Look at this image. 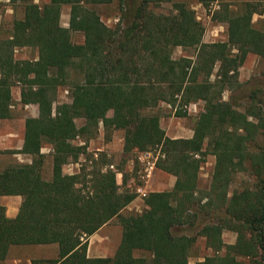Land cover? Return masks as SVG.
<instances>
[{
  "label": "trees",
  "instance_id": "trees-1",
  "mask_svg": "<svg viewBox=\"0 0 264 264\" xmlns=\"http://www.w3.org/2000/svg\"><path fill=\"white\" fill-rule=\"evenodd\" d=\"M7 1L22 6V17L0 35V120L11 118L16 85L19 103L35 105L37 113L24 120L21 148L2 152L30 155L31 162L0 171V196L22 199L12 219L0 207V261L10 246L55 244L56 258L31 264H187L195 237L173 232L196 224L195 235L212 255L194 264H264V84L240 101L222 100L224 91L238 88L247 53L264 61V17L260 29L251 23L264 0L243 2L235 12L218 4L210 19L225 25L226 38L211 43L201 41L200 23L181 2L139 0L129 11L125 0ZM112 2L120 14L107 27L93 7ZM214 2L197 0L202 8ZM161 4H170L168 14L155 12ZM63 5L67 27L59 24ZM71 32L82 35L81 44L71 42ZM174 47L194 48L193 59L173 58ZM19 48L34 50L35 58L16 59ZM71 72L79 80L69 79ZM63 86L69 102L53 105ZM197 101L203 105L190 138H168L150 112L165 104L184 117V107ZM75 119L82 120L79 127ZM99 126L123 132V153L159 149L154 168L175 178L172 188L147 193L139 213L120 216L135 194L116 184V171L100 153L86 152ZM76 138L83 144H72ZM44 146L50 148L48 176ZM79 155V172L63 175L62 166ZM206 155L214 164L203 191L197 174ZM237 173H248L252 185L228 195ZM113 218L121 229L114 254L88 258V237ZM223 230L234 234L233 243H223Z\"/></svg>",
  "mask_w": 264,
  "mask_h": 264
},
{
  "label": "rangeland",
  "instance_id": "rangeland-1",
  "mask_svg": "<svg viewBox=\"0 0 264 264\" xmlns=\"http://www.w3.org/2000/svg\"><path fill=\"white\" fill-rule=\"evenodd\" d=\"M38 6H42L48 2V0H28ZM139 0H125L126 9H131ZM172 2L184 3L188 8H190L196 20L200 23L202 28L201 41L204 43L224 41L225 35V25L222 23H216L210 19V11L217 8L218 4H227L229 9L233 12L238 11L241 4L245 1L253 2L255 0H216L207 8H202L197 0H171ZM101 22L107 27H113L119 19L118 5L116 2H112L106 5H96L93 7ZM170 11V4H161L159 8L155 9L156 13L168 14ZM22 17V6L19 3L10 4L7 0H0V35H8L11 23L13 20L20 19ZM68 20V6L63 5L60 8L59 24L62 27H67ZM263 22V16L258 14H253L251 16V23L255 29H260ZM71 42L74 44L82 43V35L76 32L70 33ZM171 55L173 58L177 59L180 57H189L193 59L194 48L192 47H174L172 49ZM16 59H33L36 56L34 50L30 48H19L14 52ZM69 79L75 80L79 77L74 74H69ZM213 77L210 78L212 80ZM237 80L239 86L236 90L229 92L224 91L222 93V100H227L229 95H233L239 101L244 99L248 90L251 87H257L264 84V61L259 59L257 56L251 53H247L237 70ZM12 97V117L8 119L9 124L14 129H20L23 121V117L31 116L35 113V106L30 104L26 108L18 102L19 97V86L16 85L11 89ZM69 102L68 92L66 87H59L56 91L55 102ZM195 103L194 105H192ZM189 107L186 105L184 110L186 115L184 117H174L171 108L165 104H159L156 109H152L150 112L158 115V124L163 133L167 136H178L183 137L189 135V130L192 129L193 122L197 114L201 111L203 103L201 101L192 102ZM188 107V108H187ZM110 115V112L108 113ZM75 125L79 127L82 124L81 119H75ZM123 135L122 131H109L104 133L102 128L99 126L96 134L90 139L92 142L99 141L105 142L109 141V149L100 152V161L105 163L106 166L112 164L114 168L118 171H126V167L129 166V172H127V179L125 180V185L122 190H128V192H133L135 197H138L135 193L137 187L141 186L139 176L141 174V166L137 160L136 152H130L125 155L119 154L117 149V140ZM47 147V146H46ZM8 154V153H6ZM9 157H0V165L7 161ZM129 162V163H128ZM214 158L211 155H206L204 162L201 164L198 174H197V186L201 190H207L210 183V174L213 168ZM48 168V169H47ZM155 169V168H154ZM115 171V170H114ZM152 173V179L156 182L165 181L166 176L155 169ZM49 173V167H45L44 160V174ZM253 179L248 173H237L228 189V195L232 190H239L244 187H250L252 185ZM152 190V189H151ZM155 192V190H153ZM139 200H142L141 197ZM135 203L134 206H126L120 212V216H127L139 213L142 209V201ZM196 225V224H195ZM194 227H180L177 231L173 232L174 235H187L194 236L195 240L192 243L191 248L188 252L187 264H194L195 262L201 261L206 256H211V250L207 249L204 244V239L196 234L197 226ZM101 236H103L102 241L96 240L94 244L90 245V252L99 253L97 255H102L104 257H111L120 241L121 229L116 218H113L105 228L102 230ZM234 234L232 232L223 230L221 233V238L224 244H231L234 241ZM87 249V247H86ZM222 253V252H221Z\"/></svg>",
  "mask_w": 264,
  "mask_h": 264
},
{
  "label": "crops",
  "instance_id": "crops-1",
  "mask_svg": "<svg viewBox=\"0 0 264 264\" xmlns=\"http://www.w3.org/2000/svg\"><path fill=\"white\" fill-rule=\"evenodd\" d=\"M256 1V0H255ZM253 1V2H255ZM245 2H250V1H245ZM264 17V11L261 15ZM18 102H19V97H18ZM30 105V104H27ZM27 105H22L23 108H26ZM35 106V105H34ZM36 108V106H35ZM12 109V106L10 110ZM36 109L35 113L31 116H26L23 117L22 125L20 129H14L13 127L10 126L9 120L8 119H3L0 120V157L7 156L9 159L7 161L3 162L0 165V171H2L6 166L10 164H29L31 162V156L27 154H6L2 153L4 151H13V150H19L22 146V141H23V134H24V120L27 117H35L36 116ZM12 117V114H11ZM192 134V129L189 130V135L183 137L181 135L178 136H167L168 138L171 139H177V138H190ZM117 151H119V154H127L122 152V137L117 140ZM74 145H82L83 142L79 139L76 138L71 142ZM109 141L105 142H92V140H88L86 142V152L88 153H93L96 155L97 153H100L102 151H106L109 149ZM40 153L44 156L45 160V167H49L50 170V148L49 147H42L40 149ZM84 157L82 155H79L76 161L68 162L67 164L62 166V174L63 175H74L79 172V167L83 163ZM129 163V162H128ZM112 165V164H110ZM113 166V165H112ZM44 168V165H43ZM114 168V167H113ZM48 169V168H47ZM115 172V182L117 185L121 186V189L125 185V180L127 179V172H129V166L126 167V171L121 172L118 171L116 168H114ZM155 170V169H153ZM154 171H152L153 173ZM161 172V171H160ZM150 175V178L146 182L144 186V190L147 193L149 192H162V191H167L170 190L173 186L175 178L171 175L163 173L166 178L165 181H158L156 182L155 180L152 179V174ZM49 174V173H48ZM46 174V176H48ZM124 180V182H122ZM152 189V190H151ZM140 198L134 197L133 200L127 205L134 206L135 203L138 202ZM21 197L20 196H0V207L3 209V215L5 218L12 219L16 216L18 212V208L21 203ZM142 201V200H139ZM142 206L143 201H142ZM112 220V219H111ZM110 220V221H111ZM109 221V222H110ZM108 222V223H109ZM102 225L96 232H94L91 236L88 237L87 239V249H86V255L88 258H103L104 256L102 255H97L99 253H92L90 252V245L91 243L97 242L96 240H101L102 237L101 233L103 232V228L106 227L108 224ZM57 256V246L55 244H48V245H25V246H10L7 250L6 256L3 260L0 261V264H31V260L33 259H38V260H44V259H54Z\"/></svg>",
  "mask_w": 264,
  "mask_h": 264
},
{
  "label": "built area",
  "instance_id": "built-area-1",
  "mask_svg": "<svg viewBox=\"0 0 264 264\" xmlns=\"http://www.w3.org/2000/svg\"><path fill=\"white\" fill-rule=\"evenodd\" d=\"M195 103H193L192 105H194ZM191 104H188L187 106L189 107ZM187 107V108H188ZM185 108V107H184ZM162 157L159 149H153L151 151H147V152H141L137 154V160L141 166V174L139 176V180L141 183L140 187H137L135 190V193L138 197L143 198L146 195V192L144 190V186L146 184V182L148 181V179L150 178V175L154 169V164L155 161ZM107 169L114 171V168L112 165H108L106 166Z\"/></svg>",
  "mask_w": 264,
  "mask_h": 264
}]
</instances>
